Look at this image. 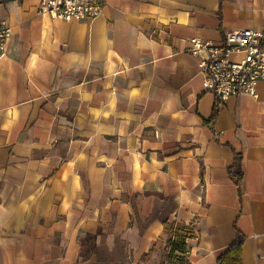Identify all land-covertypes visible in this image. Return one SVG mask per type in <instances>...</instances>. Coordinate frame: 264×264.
<instances>
[{"label":"crops","instance_id":"crops-1","mask_svg":"<svg viewBox=\"0 0 264 264\" xmlns=\"http://www.w3.org/2000/svg\"><path fill=\"white\" fill-rule=\"evenodd\" d=\"M36 4L0 3L13 31L0 56V264H93L94 248L115 259L120 244L121 264H216L237 233L242 264H264V80L256 98L218 104L201 85L205 55L186 51L193 37L264 30V0H105L85 21ZM165 223L189 233L183 262L167 259Z\"/></svg>","mask_w":264,"mask_h":264},{"label":"built area","instance_id":"built-area-1","mask_svg":"<svg viewBox=\"0 0 264 264\" xmlns=\"http://www.w3.org/2000/svg\"><path fill=\"white\" fill-rule=\"evenodd\" d=\"M22 0H0V3ZM36 12L64 21H85L100 16L105 0H36ZM13 36L9 23L0 20V56ZM186 51L204 54L199 63L201 85L218 104L248 95L256 98V85L264 80V30L242 28L227 31L220 42L193 37Z\"/></svg>","mask_w":264,"mask_h":264},{"label":"trees","instance_id":"trees-1","mask_svg":"<svg viewBox=\"0 0 264 264\" xmlns=\"http://www.w3.org/2000/svg\"><path fill=\"white\" fill-rule=\"evenodd\" d=\"M219 109L214 106L212 109L209 123H214ZM228 174L237 186L238 196H241V181L242 172L240 169V157L235 156V160L232 165L228 166ZM166 243L169 246L167 252V259L172 262H183V254L186 250V238L189 233L185 227H177L173 224L165 223ZM243 242V236L240 233L236 234L235 241L230 244L225 251H223L217 258L216 264H242L241 261V246Z\"/></svg>","mask_w":264,"mask_h":264},{"label":"rangeland","instance_id":"rangeland-1","mask_svg":"<svg viewBox=\"0 0 264 264\" xmlns=\"http://www.w3.org/2000/svg\"><path fill=\"white\" fill-rule=\"evenodd\" d=\"M99 247V246H98ZM94 248L93 249V252L96 253V260L95 263L93 264H121L122 262H118V260H121L122 261V258H120V256L122 257L124 254H123V246L122 244L119 245V249L120 251L116 252V254L119 255V258H115V259H112L113 257L111 256L112 254H107V252L105 250H102L103 248L99 247V248ZM91 254V251H87L86 252V255L85 257H89ZM102 259H104L106 262H101ZM113 261V262H112ZM99 262V263H97Z\"/></svg>","mask_w":264,"mask_h":264}]
</instances>
